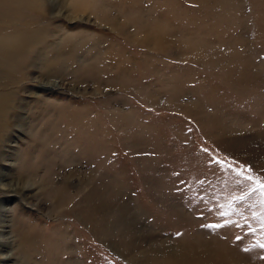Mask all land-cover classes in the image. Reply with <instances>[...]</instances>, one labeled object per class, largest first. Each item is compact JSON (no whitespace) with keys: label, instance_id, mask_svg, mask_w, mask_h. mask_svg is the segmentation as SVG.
Segmentation results:
<instances>
[{"label":"rangeland","instance_id":"rangeland-1","mask_svg":"<svg viewBox=\"0 0 264 264\" xmlns=\"http://www.w3.org/2000/svg\"><path fill=\"white\" fill-rule=\"evenodd\" d=\"M262 184L264 0H0L1 263L264 264Z\"/></svg>","mask_w":264,"mask_h":264},{"label":"bare ground","instance_id":"bare-ground-1","mask_svg":"<svg viewBox=\"0 0 264 264\" xmlns=\"http://www.w3.org/2000/svg\"><path fill=\"white\" fill-rule=\"evenodd\" d=\"M5 186V185H4ZM4 189H5V187H3ZM10 256L9 255H6V256H4V255H2V256H0V261L2 260L3 262H5V260L7 259V258H9ZM0 264H5V263H1L0 262Z\"/></svg>","mask_w":264,"mask_h":264},{"label":"snow or ice","instance_id":"snow-or-ice-1","mask_svg":"<svg viewBox=\"0 0 264 264\" xmlns=\"http://www.w3.org/2000/svg\"><path fill=\"white\" fill-rule=\"evenodd\" d=\"M249 179H251L249 177ZM262 188H264V184L260 185ZM207 227H219V225H207ZM176 235H180V233H177ZM261 247H264V245H261Z\"/></svg>","mask_w":264,"mask_h":264}]
</instances>
